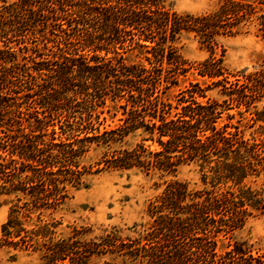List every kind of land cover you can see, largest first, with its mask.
Listing matches in <instances>:
<instances>
[{
	"label": "trees",
	"instance_id": "obj_1",
	"mask_svg": "<svg viewBox=\"0 0 264 264\" xmlns=\"http://www.w3.org/2000/svg\"><path fill=\"white\" fill-rule=\"evenodd\" d=\"M167 1L0 0V181L25 201L11 207L3 232L24 231L23 242L42 252L44 264H117L99 260L107 254L120 264H264L238 244L222 253L218 243L244 225L247 206L264 208L261 193L246 184L264 170V144L244 139L237 127H217L224 106L200 103L206 96L198 82L181 89L175 103L170 96L190 69L176 48L183 33L213 43L257 20L264 37V0H223L201 16L179 14ZM199 69L247 109L250 94H264L263 71L229 81L220 79L217 61ZM112 109L121 117L108 128L102 115ZM248 113L252 121L260 116ZM138 131L143 143L105 152L107 167L174 173L199 162L205 184L228 187L216 193L169 183L150 204L153 222L136 238L108 233L81 242L75 231L55 239L58 222L44 218L67 197V185L84 184L80 158L92 145L110 149Z\"/></svg>",
	"mask_w": 264,
	"mask_h": 264
},
{
	"label": "rangeland",
	"instance_id": "obj_2",
	"mask_svg": "<svg viewBox=\"0 0 264 264\" xmlns=\"http://www.w3.org/2000/svg\"><path fill=\"white\" fill-rule=\"evenodd\" d=\"M222 2L223 0H168L166 4L179 14L201 16L216 12ZM256 24L257 20L241 24L239 33L217 35L213 43L203 41L195 32H184L176 48L188 62L190 69L184 78L181 77L180 86L172 89L170 96L175 103V96L181 89L190 83L198 82L206 96L197 98L200 103L210 101L224 106L221 117L217 120V127L229 126V131H235L233 127H237L244 139L264 144V94H250L252 104L247 109L244 104L229 101L224 95L223 86L212 83L215 79L199 75L201 64L210 61L219 63L224 75L220 79L226 78L229 81H234L238 77L236 75L241 73L248 75L264 72V37L258 32ZM129 57L136 59L135 56ZM222 84H225L224 81ZM36 98L37 96L33 99ZM114 112L112 109L102 115L107 119L104 125L108 128L119 123L121 114L114 116ZM248 112H258V120H250L251 115ZM140 134L138 131L110 149L92 145L80 158V165L87 171L83 176L84 184L80 187L67 185V197L55 210H48L47 217L44 218L49 222H58L55 239L68 238L73 236L75 231L79 232L77 239L81 242L97 240L108 233H117L124 239L136 238L145 233L153 222L150 204L156 201L169 183L177 181L186 184L191 191L213 189L216 193L228 187L220 185L214 189L211 184H205V171L199 162L182 164L174 173H165L153 168L120 170L106 166L105 152L135 148L143 143ZM144 143L150 145V150L158 148L150 141ZM262 157L264 158V154ZM260 160L264 167V159ZM2 184L0 181V264H44L42 252L34 251L23 242L26 236L24 231L21 232V237L4 235L3 225L9 219L11 207L22 205L25 201H17L18 196L9 194L2 188ZM246 184L259 191L264 200V170L258 177L247 179ZM247 208L248 216L244 225L228 236L220 237L219 250L224 253L232 245L238 244L245 249L248 256L264 261V208ZM36 216H32L34 221ZM21 218L23 228L26 231L31 230L33 225L28 218L24 214ZM99 260L117 264L121 262V259H115L112 254L103 255ZM97 261L96 259L94 263ZM59 264H68V260Z\"/></svg>",
	"mask_w": 264,
	"mask_h": 264
}]
</instances>
